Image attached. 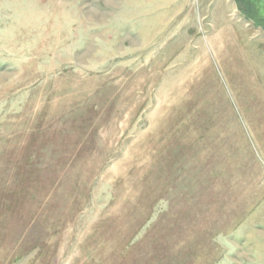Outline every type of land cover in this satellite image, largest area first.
I'll return each instance as SVG.
<instances>
[{"label": "rangeland", "instance_id": "obj_1", "mask_svg": "<svg viewBox=\"0 0 264 264\" xmlns=\"http://www.w3.org/2000/svg\"><path fill=\"white\" fill-rule=\"evenodd\" d=\"M249 1L0 0V264H264Z\"/></svg>", "mask_w": 264, "mask_h": 264}, {"label": "trees", "instance_id": "obj_2", "mask_svg": "<svg viewBox=\"0 0 264 264\" xmlns=\"http://www.w3.org/2000/svg\"><path fill=\"white\" fill-rule=\"evenodd\" d=\"M236 1V3L240 6V4H243V5H245V7L248 9L246 12H245V10H244V12H245V15L247 16V18H252L253 17V15H251V13L252 12H250V10H249V0H235ZM254 13V12H253ZM262 26L264 27V24H262Z\"/></svg>", "mask_w": 264, "mask_h": 264}]
</instances>
